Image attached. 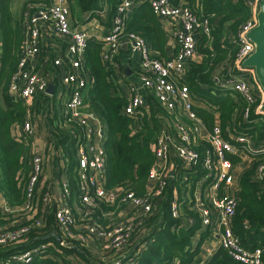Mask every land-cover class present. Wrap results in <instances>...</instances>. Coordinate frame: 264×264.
<instances>
[{
	"label": "built area",
	"instance_id": "obj_1",
	"mask_svg": "<svg viewBox=\"0 0 264 264\" xmlns=\"http://www.w3.org/2000/svg\"><path fill=\"white\" fill-rule=\"evenodd\" d=\"M39 1L27 2L23 7L22 19L26 24V33L22 37L21 56L8 90L14 99L22 100L29 106L35 95L46 92L49 85L45 64L50 63L58 69L56 95L62 102L58 122L78 129L74 136V171L78 194H71L69 167L64 158L58 196L51 191V185L44 179V151L38 150L34 144L32 146L34 127L28 114L19 130V136L28 139L31 144V153L27 158L29 172L25 199L16 207H8L6 204L0 206L3 213L20 215L23 219L20 224H0V245L24 241L31 228L37 230L43 227L47 216L52 213L58 229L56 240L60 246L70 248L78 244L88 251V247L98 241L101 253L106 254V258L112 256L102 261V264H135L132 254L127 252L128 247L133 245V235L145 225L147 219L158 214L159 199L174 178L176 167H180L184 176L180 181L186 184L190 182V187L192 183L194 186L200 183V187L204 186V189L211 191L205 195V203L197 205L201 198L196 193L193 196L194 202H191L190 208L198 213L201 227L212 228V235H216L219 246L233 260L243 264H262L261 250L245 249L232 232L231 223L237 204L239 174L251 166L253 179H264V158L255 157L264 151V138L258 143L254 138L241 134L225 138L218 125L206 130L193 109V96L181 82L186 63L197 56L198 32L209 33L208 21L199 18L183 3L146 0L157 18H166L174 24L171 34L177 52L174 57L163 59L151 50L142 36L133 32L124 33L126 14L141 0H118L114 6L110 29L100 37L90 36L85 31L71 27L68 0ZM244 2L250 10V18L237 34L238 49L232 65L236 72L215 77V80L221 88H231L244 102L240 114L237 111L238 115L247 119L252 107L256 105L254 112L264 124V110L261 109L264 93L253 70L242 66V62L254 51V44L246 35L256 25L259 0ZM47 27L53 29L57 41L64 45L66 54L63 57L51 58L41 52L40 33ZM88 41L102 43L103 61L122 76V70L113 61L124 47L136 51L140 56L138 79L141 86L150 91L155 101L168 113L167 121L160 123L153 145L155 160L149 171L148 190L144 195H135L132 190L118 193L104 186L105 128L99 117L86 109L85 101L86 92L92 85L91 74L83 66ZM37 60L44 66H27L29 62ZM245 73L251 76L247 78L243 75ZM130 92L123 113L135 115L145 109V102L135 87H131ZM202 131H206V134L203 135ZM201 141H205L208 146L198 148ZM228 155L240 157L241 161L244 156H248L240 169L231 163ZM197 166L203 172L195 180L189 173L196 172ZM220 189L223 192L217 195L215 192ZM41 190L43 193L38 196ZM174 198L170 205L171 216L178 218L185 227L192 225L194 217L181 213L176 195ZM101 203L120 209L113 217V211L103 213L105 218L109 217L106 223L98 222L91 216ZM35 251L33 248L16 253L12 260L30 263ZM4 264H8V260Z\"/></svg>",
	"mask_w": 264,
	"mask_h": 264
},
{
	"label": "trees",
	"instance_id": "obj_2",
	"mask_svg": "<svg viewBox=\"0 0 264 264\" xmlns=\"http://www.w3.org/2000/svg\"><path fill=\"white\" fill-rule=\"evenodd\" d=\"M101 1L103 0H77V3L82 11H92L99 7ZM171 1L177 3L179 0ZM9 3L10 0H0V193L6 206L16 207L25 199L29 172L27 158L31 153V144L28 139L14 137V128L24 123L28 106L22 100L14 99L8 90L22 49L21 26L19 22L13 25ZM182 3L199 18L206 19L209 25L208 34L202 31L197 34V54L200 60L187 62L181 79L194 98L193 109L207 128L218 125L225 138L241 134L260 142L264 138V124L254 112L256 105L252 107L249 117L243 119L242 115H238L244 107L242 99L231 90L221 88L215 80V77L236 72L232 65L238 49L237 34L250 18L249 8L244 0H183ZM139 9L143 10L141 15L135 8L132 16L128 20L126 18L124 33L139 34L158 55L157 51H162L164 43L158 19L152 13L148 2L143 3ZM113 14L114 7L111 15ZM101 50V42L88 41L84 50L83 66L92 77V85L86 92L85 101L105 128L104 186L118 193L132 190L135 195H144L148 190L149 171L155 160L153 145L161 123L157 114L167 116L168 113L156 101L150 103L149 110L143 109L135 115L123 113L126 100L113 93L117 88L113 78L114 70L103 61ZM54 119L55 116L52 122L54 148L66 160L71 194L77 195L74 136L78 129L74 126L66 127L63 123H54ZM207 146L205 141H201L198 148ZM227 157L233 165H238L241 161L240 157L234 155ZM255 157L264 158V151ZM195 169L196 172H190L189 175L196 180L203 170L199 166ZM252 175L253 167L250 166L244 168L238 176L237 204L231 230L245 249L261 250V263L264 264V179L256 180ZM41 193L43 190L37 195ZM175 195L181 213L194 217L195 222L192 225L185 227L178 218L171 216L170 205ZM190 207L189 199L180 198L178 183L171 181L159 199L158 214L147 219L145 225L133 235V245L128 247L127 252L132 254L135 264H191L194 261L199 242L193 247V236L201 229V225L198 213ZM119 210V207L101 203L91 216L98 222L106 223L109 217L105 218L103 213L113 211V217ZM9 216L11 215L0 210V224L8 225ZM14 218L17 222L11 221L13 224L21 223L20 215ZM52 233H58V229L50 213L44 226L37 230L31 228L24 241L0 245V264H4L6 260L8 264H25L13 261L12 256L33 248L36 251L31 262L27 264L94 263L87 258L86 249L78 244L70 248L62 247ZM69 256H73L74 260ZM101 262L94 264H102ZM203 264L243 263L233 260L220 248Z\"/></svg>",
	"mask_w": 264,
	"mask_h": 264
},
{
	"label": "crops",
	"instance_id": "obj_3",
	"mask_svg": "<svg viewBox=\"0 0 264 264\" xmlns=\"http://www.w3.org/2000/svg\"><path fill=\"white\" fill-rule=\"evenodd\" d=\"M183 0H179L177 3H182ZM27 2H34V3H40L39 0H10L9 3V10L11 13V16L13 18V25L16 22L20 23L21 26V33L22 37L26 33V24L22 19V11L25 3ZM147 2L146 0H141L138 2L131 10L128 11L127 20L132 16L133 10L136 8L138 11V14L141 15L142 11L139 9V7ZM117 0H103L99 2V7L92 11H82L77 3V0H68V6H69V21L72 28H76L78 30H82L87 32L90 36L100 37L104 34H106L111 26V13L113 10V7L116 5ZM174 3V2H173ZM135 11V10H134ZM159 22V28L161 32L164 35V43H163V49L162 51H157L158 56L163 59H170L174 57V55L177 52V46L175 45L174 39L172 37L171 32L174 29V24L170 20L166 18H157ZM40 47L41 52L43 55H47L49 57H56L61 56L63 57L66 54V50L63 44L59 43L57 39L54 36L53 29L50 27H47L45 29H42L40 33ZM1 44H2V36L0 31V55H1ZM149 47L151 48L150 44L148 43ZM153 51V49L151 48ZM199 55L197 54L196 57H194L190 61H199ZM139 62H140V56L136 51H133L131 47H124L120 50L118 53L116 59L113 61V64L116 67H120L122 70V75L116 73L114 71V82L117 86L116 90H113V93H117L121 95L122 97L127 100L131 94L130 88L135 87L136 91L143 97L145 105L144 108L149 110L150 103L155 102V99L153 98L150 91L144 89L140 81L138 79V68H139ZM33 66L36 68H39L41 66H44V64L37 60L29 62L27 66ZM45 71L46 76L48 79L49 84H52V94L46 92L37 93L35 97L33 98L31 104L28 106V112L26 113V116L30 114L31 123L34 127V135L32 137V146L33 144L35 147L40 150L44 151L45 155V171H44V179L47 183L51 185V191L53 194L58 196L59 190H60V179H61V170L62 167L65 165V160L63 159L62 154L59 152V150L54 148V140H53V134H52V122H53V116H55L56 119H54V123H59L58 118L60 115V109L62 108V102L57 99L56 95V88L58 86L57 84V77H58V69L52 67L50 63L45 64ZM245 77H250L251 75L249 73L243 74ZM225 90H231L234 92L231 88H225ZM235 93V92H234ZM161 107V106H160ZM86 109H88L90 112V108L86 102ZM166 112V111H165ZM157 118L160 122L167 121V116H162L160 114H157ZM206 130H210V128H207L204 121H202ZM21 126H18L14 128V137H19V130ZM202 134L205 135L206 131H202ZM60 153V154H59ZM60 155L61 157H59ZM246 163V158L242 159L241 164L239 163L237 168H242ZM183 171L180 170V167H176V171L174 172V178L172 181H176L180 187V198L181 199H189V202H194V193L199 194L201 200L197 203V205H200L202 202H206V194H209L211 191L204 189V186H194V183H192V192L190 191L188 194H186L185 181H180L181 178H183ZM181 183H179V182ZM195 181V180H194ZM183 184V185H182ZM185 186V187H183ZM189 189V190H190ZM175 191V190H174ZM222 189L217 190L215 193L217 195L222 194ZM184 193L187 197L184 196ZM5 201L0 193V206H4ZM16 215L9 216L10 224H12L11 221L16 223L17 219H15ZM21 221L23 218H20ZM151 227H153L151 225ZM201 229L195 233L193 236V247L198 245V252L195 256L194 261L191 264H203L206 261H208L212 255L221 247L218 244V240L216 235H212V228L211 227H200ZM204 231H207L204 236H202V233ZM87 258L91 260V262H97V261H105L108 258H106V254L101 253V247L100 243L93 242L87 249ZM90 263V264H94Z\"/></svg>",
	"mask_w": 264,
	"mask_h": 264
},
{
	"label": "water",
	"instance_id": "obj_4",
	"mask_svg": "<svg viewBox=\"0 0 264 264\" xmlns=\"http://www.w3.org/2000/svg\"><path fill=\"white\" fill-rule=\"evenodd\" d=\"M254 44V51L242 62V66L252 69L255 79L264 93V0H259V10L256 14V25L246 35ZM46 91L52 94V84ZM261 109L264 110V98ZM52 235L58 239L54 233Z\"/></svg>",
	"mask_w": 264,
	"mask_h": 264
},
{
	"label": "rangeland",
	"instance_id": "obj_5",
	"mask_svg": "<svg viewBox=\"0 0 264 264\" xmlns=\"http://www.w3.org/2000/svg\"><path fill=\"white\" fill-rule=\"evenodd\" d=\"M12 19H13V18H12ZM18 22H21V21L18 20ZM247 156H248V155L244 156V158H247ZM178 182H179V181H178ZM179 183H181V182H179ZM197 184H198V186H200V183H197ZM182 185H183V184H182ZM185 186H186V187H185ZM185 186H183V187H185V189L187 190V191H186V194H188V192H189V195H190V191L192 192V190L190 189V182L187 183ZM189 189H190V190H189ZM186 194L184 193V196H185V197H187ZM69 258L72 259V260H74L73 256H69ZM89 264H90V263H89Z\"/></svg>",
	"mask_w": 264,
	"mask_h": 264
}]
</instances>
